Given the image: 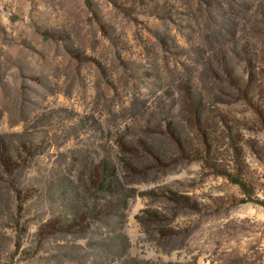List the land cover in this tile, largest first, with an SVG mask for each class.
Returning <instances> with one entry per match:
<instances>
[{
    "label": "rangeland",
    "instance_id": "1",
    "mask_svg": "<svg viewBox=\"0 0 264 264\" xmlns=\"http://www.w3.org/2000/svg\"><path fill=\"white\" fill-rule=\"evenodd\" d=\"M0 264H264V0H0Z\"/></svg>",
    "mask_w": 264,
    "mask_h": 264
},
{
    "label": "trees",
    "instance_id": "2",
    "mask_svg": "<svg viewBox=\"0 0 264 264\" xmlns=\"http://www.w3.org/2000/svg\"><path fill=\"white\" fill-rule=\"evenodd\" d=\"M231 181H232V183L238 185L244 191V193L247 196H249V201H252L253 200L252 199V195L246 190L247 188H246V185L244 184V182H242L241 180H239L237 178L236 179L233 178V179H231Z\"/></svg>",
    "mask_w": 264,
    "mask_h": 264
}]
</instances>
